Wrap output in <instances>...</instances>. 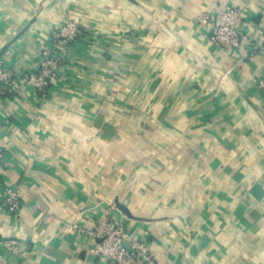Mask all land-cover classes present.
<instances>
[{
    "label": "crops",
    "instance_id": "1",
    "mask_svg": "<svg viewBox=\"0 0 264 264\" xmlns=\"http://www.w3.org/2000/svg\"><path fill=\"white\" fill-rule=\"evenodd\" d=\"M226 6L237 52L200 24ZM69 20L91 36L73 83L0 97V198L22 192L18 216L0 206V241L20 243L0 264H112L68 228L107 202L142 264H264V0H0V61L30 69Z\"/></svg>",
    "mask_w": 264,
    "mask_h": 264
},
{
    "label": "built area",
    "instance_id": "2",
    "mask_svg": "<svg viewBox=\"0 0 264 264\" xmlns=\"http://www.w3.org/2000/svg\"><path fill=\"white\" fill-rule=\"evenodd\" d=\"M244 11L241 8L226 6L215 7L203 15L200 24L209 44L215 48L239 51L244 42H248ZM76 21L69 20L52 28L48 32V45L42 47L33 66L23 72H17L0 61V97H19V87L31 89L38 100L46 99L57 86H70L74 78L71 74L78 71L76 50L81 43L91 39L90 34L82 33ZM249 45L250 42L248 43ZM257 89L264 93V78L257 81ZM3 150L0 148V168L3 166ZM22 192L19 184L3 189L0 206L9 214L18 216ZM45 222L47 217H45ZM82 223H80V222ZM83 214L68 228L84 234L91 240L87 253L104 258L112 264H142L151 259L149 247L144 240H130L126 232V221L113 202H107L100 218L90 222ZM90 223V224H89ZM86 224H89L87 226ZM0 247L17 253L18 240H1Z\"/></svg>",
    "mask_w": 264,
    "mask_h": 264
},
{
    "label": "trees",
    "instance_id": "3",
    "mask_svg": "<svg viewBox=\"0 0 264 264\" xmlns=\"http://www.w3.org/2000/svg\"><path fill=\"white\" fill-rule=\"evenodd\" d=\"M81 30V32L83 31L82 29H80ZM82 33H84V32H82Z\"/></svg>",
    "mask_w": 264,
    "mask_h": 264
}]
</instances>
